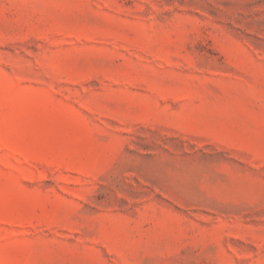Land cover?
<instances>
[{
	"label": "rangeland",
	"instance_id": "374dc122",
	"mask_svg": "<svg viewBox=\"0 0 264 264\" xmlns=\"http://www.w3.org/2000/svg\"><path fill=\"white\" fill-rule=\"evenodd\" d=\"M0 264H264V0H0Z\"/></svg>",
	"mask_w": 264,
	"mask_h": 264
}]
</instances>
